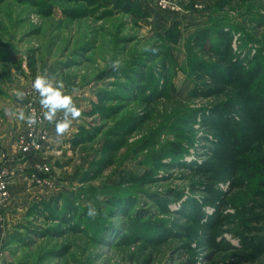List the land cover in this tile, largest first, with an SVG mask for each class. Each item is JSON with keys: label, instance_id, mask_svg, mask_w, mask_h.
I'll return each instance as SVG.
<instances>
[{"label": "rangeland", "instance_id": "rangeland-1", "mask_svg": "<svg viewBox=\"0 0 264 264\" xmlns=\"http://www.w3.org/2000/svg\"><path fill=\"white\" fill-rule=\"evenodd\" d=\"M176 1L179 15L147 0H0V122L20 158L15 93L42 114L37 74L82 110L24 158L49 153L25 173L42 189L13 171L0 264H264V123L239 103L264 81L246 86L264 64V0Z\"/></svg>", "mask_w": 264, "mask_h": 264}, {"label": "clouds", "instance_id": "clouds-1", "mask_svg": "<svg viewBox=\"0 0 264 264\" xmlns=\"http://www.w3.org/2000/svg\"><path fill=\"white\" fill-rule=\"evenodd\" d=\"M145 50H150L153 53L158 51L156 48ZM120 67L119 60L113 61L112 68L114 71H118ZM31 87L39 96L43 120L54 125L57 136L66 134L70 130L73 122L82 116L81 108L77 106L73 96L66 92L63 80H58L47 69L35 76ZM15 95L17 99L23 100L26 93L16 91ZM18 118L26 121L29 126H33L38 122L35 114H28L26 116L23 111L18 114ZM87 214L90 217L95 216L96 210L90 205Z\"/></svg>", "mask_w": 264, "mask_h": 264}, {"label": "built area", "instance_id": "built-area-1", "mask_svg": "<svg viewBox=\"0 0 264 264\" xmlns=\"http://www.w3.org/2000/svg\"><path fill=\"white\" fill-rule=\"evenodd\" d=\"M147 2L152 9L167 14L179 15L183 12L176 0H147ZM196 9L202 11L203 7H197ZM29 114H35L38 122L33 126L26 124L24 131L18 135L17 144L23 158H29V156L43 152L47 142V136L42 131L43 120L41 112L31 104ZM40 167L41 171L48 172L47 167ZM15 177L13 171L7 169L0 171V207L6 206L10 202V187Z\"/></svg>", "mask_w": 264, "mask_h": 264}, {"label": "crops", "instance_id": "crops-1", "mask_svg": "<svg viewBox=\"0 0 264 264\" xmlns=\"http://www.w3.org/2000/svg\"><path fill=\"white\" fill-rule=\"evenodd\" d=\"M23 101H24L23 103H25L23 106L24 108L15 103L16 104V106H14L15 112H19V113L21 111L25 112V105L27 104L26 99L24 98ZM12 116L13 117L15 116L13 111H12ZM50 126H52V125L50 124ZM53 134H55V129H53V127H51L49 129V135L51 136V139L48 141V144L46 145L47 150H51V147H53L52 143L54 141H56V139H58V138L53 139L52 138ZM14 138H15V124H14V122H12L11 125L6 124V123L3 124V122H0V169L3 168L4 166H6L9 169H11L12 171L16 172L17 175L21 177L19 179L17 178V181L21 182V184L23 186L28 184L27 187L33 186V188H34L33 190L42 189L43 186H39L40 184H42L41 181L38 182V180H34L31 182H26L24 180L26 178L25 173L29 172L30 171L29 169H33L37 165L48 164L49 163V161H48L49 160V156H48L49 153L46 152L43 155L40 154V155L30 159V160L20 158V156L18 155L17 149L15 147ZM15 182L11 185L12 188H13V186L17 185ZM38 183H40V184H38Z\"/></svg>", "mask_w": 264, "mask_h": 264}, {"label": "trees", "instance_id": "trees-1", "mask_svg": "<svg viewBox=\"0 0 264 264\" xmlns=\"http://www.w3.org/2000/svg\"><path fill=\"white\" fill-rule=\"evenodd\" d=\"M215 48H222V50H226L227 49V46H214ZM220 48V50H221ZM214 50V49H212ZM260 55L258 57L255 58V60L259 59V62L257 64H255V68L252 69V72H251V75L248 77V80H247V84L246 86H252V81H254V79L256 78H259L262 74H264V64L262 63V61H260ZM256 60V61H257ZM263 84L261 85V88L259 87L258 89L256 90H253V93H245V95H247V97H245V99H243L242 101L243 102H239L241 105L249 108V109H252L257 111L254 113H250V117L254 119V122L255 123H264V115L263 116H260L258 111L260 110H263L264 111V81L262 80ZM246 111V110H244ZM242 110V112H244ZM248 115V114H247Z\"/></svg>", "mask_w": 264, "mask_h": 264}]
</instances>
